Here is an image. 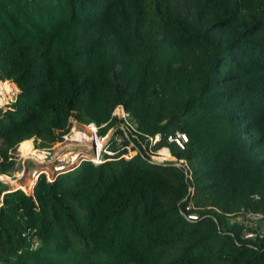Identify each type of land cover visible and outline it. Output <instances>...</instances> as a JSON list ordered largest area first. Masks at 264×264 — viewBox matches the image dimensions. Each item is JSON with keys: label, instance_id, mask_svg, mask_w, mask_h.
I'll use <instances>...</instances> for the list:
<instances>
[{"label": "trees", "instance_id": "trees-1", "mask_svg": "<svg viewBox=\"0 0 264 264\" xmlns=\"http://www.w3.org/2000/svg\"><path fill=\"white\" fill-rule=\"evenodd\" d=\"M15 88L0 169L122 105L147 135H187L170 148L192 183L140 158L0 183V264H264L228 216L264 214V0H0V101Z\"/></svg>", "mask_w": 264, "mask_h": 264}, {"label": "built area", "instance_id": "built-area-1", "mask_svg": "<svg viewBox=\"0 0 264 264\" xmlns=\"http://www.w3.org/2000/svg\"><path fill=\"white\" fill-rule=\"evenodd\" d=\"M56 137V141L48 144L47 148L43 150L32 148L30 152L31 157L28 158L44 167L32 171L31 178L34 182L43 175L48 183H52L59 174L74 170L85 162L98 166L107 162L140 158L150 164L180 168L186 179L192 183L191 170L187 162L172 154L170 148L172 145L178 150H184L188 143L187 135L181 131L166 136L147 135L138 129V124L122 105H116L109 120L101 124L82 122L73 114L67 126L56 131ZM188 192L187 198L191 199L195 192L192 184ZM185 211L188 212L184 214L188 221L198 219L191 201ZM228 216L241 227L242 239L256 240L264 237V214L241 208L236 214ZM37 245L38 243L34 241L33 247Z\"/></svg>", "mask_w": 264, "mask_h": 264}, {"label": "rangeland", "instance_id": "rangeland-1", "mask_svg": "<svg viewBox=\"0 0 264 264\" xmlns=\"http://www.w3.org/2000/svg\"><path fill=\"white\" fill-rule=\"evenodd\" d=\"M0 94H2L1 91H0ZM17 94H18V91L16 88L13 89L12 92L10 91V93L5 94L6 100L0 101V108H4L7 105L14 103ZM1 97L2 96H0V99ZM31 144H32V148H35V149L39 148L40 150L45 149V147L47 146V145H44L42 141H38V140L32 141ZM12 157H13L12 161L14 162V166L6 170H3V168L0 169V183L4 185V189L19 188L26 194L32 193V191L29 192L27 190V186L31 187L34 183V181L31 178V173L34 170H39L44 167L41 165H38L39 163L36 164V162L31 161L32 158H28V157H31V154L29 153L28 155H24L23 152L20 150V148L18 149V147L12 152ZM26 161L28 162L26 163ZM26 169H27V173L25 174ZM22 174L24 176H22ZM2 179H8L10 181L6 182V181H3ZM17 179L19 182L15 181ZM23 179H24V183H23Z\"/></svg>", "mask_w": 264, "mask_h": 264}, {"label": "bare ground", "instance_id": "bare-ground-1", "mask_svg": "<svg viewBox=\"0 0 264 264\" xmlns=\"http://www.w3.org/2000/svg\"><path fill=\"white\" fill-rule=\"evenodd\" d=\"M24 145H27V144H24ZM3 181H6V182H9L10 180L8 179H2Z\"/></svg>", "mask_w": 264, "mask_h": 264}, {"label": "water", "instance_id": "water-1", "mask_svg": "<svg viewBox=\"0 0 264 264\" xmlns=\"http://www.w3.org/2000/svg\"><path fill=\"white\" fill-rule=\"evenodd\" d=\"M33 188V187H32ZM31 191H33V189H31ZM1 201H2V197H1Z\"/></svg>", "mask_w": 264, "mask_h": 264}, {"label": "crops", "instance_id": "crops-1", "mask_svg": "<svg viewBox=\"0 0 264 264\" xmlns=\"http://www.w3.org/2000/svg\"><path fill=\"white\" fill-rule=\"evenodd\" d=\"M21 176V175H20ZM24 176V175H23ZM33 185H34V183H33ZM33 189V188H32Z\"/></svg>", "mask_w": 264, "mask_h": 264}]
</instances>
